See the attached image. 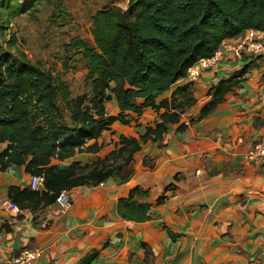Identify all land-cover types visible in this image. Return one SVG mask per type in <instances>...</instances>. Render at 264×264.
Here are the masks:
<instances>
[{"label":"crops","instance_id":"1","mask_svg":"<svg viewBox=\"0 0 264 264\" xmlns=\"http://www.w3.org/2000/svg\"><path fill=\"white\" fill-rule=\"evenodd\" d=\"M246 36L262 48L238 56L229 46ZM221 45L215 69L203 70L195 80L183 76L156 95L158 104L190 83L195 98L160 138L141 139L163 111L146 107L87 141L85 147L98 144L95 150L52 160L59 167L90 164L117 151L122 138L138 140L118 172L67 189L69 205L25 202L18 211L9 210L2 205L11 199L9 187L28 188L31 173L24 165L0 169V264L25 247L41 249L32 264H77L91 252L96 255L90 264H264V174L246 159L252 144L264 139V35L246 29ZM247 63L240 85L199 118L208 90ZM105 107L109 114L119 112L113 99ZM140 204L147 209L141 211Z\"/></svg>","mask_w":264,"mask_h":264},{"label":"trees","instance_id":"2","mask_svg":"<svg viewBox=\"0 0 264 264\" xmlns=\"http://www.w3.org/2000/svg\"><path fill=\"white\" fill-rule=\"evenodd\" d=\"M38 1L16 0L12 8L10 0H0V15L8 22ZM246 29L264 35V0H128L125 9L115 4L98 9L91 16L92 40L74 36L65 44L83 60L89 85L88 93L73 97L59 74L32 62L24 52L12 56L0 50V169L24 165L29 173L44 175L41 190L10 186L11 200L19 207L25 202L32 207L46 205L55 202L62 190L97 184L118 172L138 149L135 138H122L117 151L90 164L72 161L59 167L52 160L84 148L95 150L96 142L85 147L86 142L96 141L116 120L126 122L128 112L139 114L146 107L163 111L141 139L160 138L195 98L190 83L158 104L156 95L170 89L198 59L212 55L224 40ZM249 68L247 63L212 86L199 118L238 87ZM111 99L119 108L115 115L105 107ZM61 105L69 121L63 118ZM119 156L125 159L115 164ZM139 208L145 211L147 206ZM95 255L88 253L77 264H90Z\"/></svg>","mask_w":264,"mask_h":264},{"label":"rangeland","instance_id":"3","mask_svg":"<svg viewBox=\"0 0 264 264\" xmlns=\"http://www.w3.org/2000/svg\"><path fill=\"white\" fill-rule=\"evenodd\" d=\"M128 0H39L25 14L11 17L8 22L0 15V50L17 56L24 54L67 83L71 96L88 93L83 60L65 44L74 36L92 40L90 34L93 13L113 4L127 8ZM12 8L16 0H10ZM5 25L4 29L1 26ZM2 30V31H1ZM59 105L61 104L58 101ZM65 121L68 111L61 105Z\"/></svg>","mask_w":264,"mask_h":264},{"label":"built area","instance_id":"4","mask_svg":"<svg viewBox=\"0 0 264 264\" xmlns=\"http://www.w3.org/2000/svg\"><path fill=\"white\" fill-rule=\"evenodd\" d=\"M229 47L239 56L242 51H259L262 45L251 37L246 36L238 44L230 45ZM224 48L225 46L220 44L212 55L198 59L187 69L183 78L195 80L203 70L215 69L219 64ZM246 159L258 163L261 172L264 174V139L257 140L252 144L246 151ZM43 181V173H31L29 187L33 190H41L43 188ZM261 195L264 197V189L261 191ZM55 202L65 206L69 205L67 191L62 190L56 197ZM2 205L12 211H18L19 209V206L9 198L4 199ZM40 255V248L25 247L16 255L3 258L1 264H32Z\"/></svg>","mask_w":264,"mask_h":264}]
</instances>
